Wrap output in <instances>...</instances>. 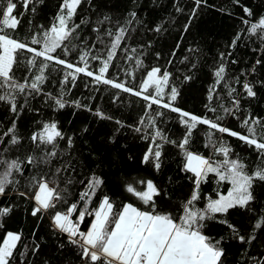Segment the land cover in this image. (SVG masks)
I'll return each mask as SVG.
<instances>
[{
  "label": "snow or ice",
  "instance_id": "6c2138e0",
  "mask_svg": "<svg viewBox=\"0 0 264 264\" xmlns=\"http://www.w3.org/2000/svg\"><path fill=\"white\" fill-rule=\"evenodd\" d=\"M18 2L23 11L15 15ZM18 2L0 0V110L8 114L0 121V264H33L30 257L40 252L44 242V237L39 241L36 237L45 219L49 222V235L57 240L56 250L71 252L78 264H225V244L231 241L247 246L257 240L258 233L264 231V206L259 210L253 207L257 200L255 188L264 186V116L254 114L246 105L258 98V88L264 89V78L247 77L255 76L257 66L264 69V56L247 73L241 71L243 82L240 76H233L230 82L227 57L232 52L227 56L221 52L213 73L214 82L208 88L205 113L197 115L176 106L180 91L171 84V72L159 66L145 69L141 57L146 53L128 47L127 41L136 31L134 25L142 23L136 11H129L122 22L114 21L94 0H61L48 27L36 25L30 37L19 39L15 32L21 18L29 11L37 14L44 0ZM231 2L242 10L239 20L245 27L233 37L229 48H235L245 38L253 41L258 38L257 49L264 48V15H258L241 0ZM193 4L184 32L198 10L208 6L207 0H193ZM85 5L95 20L91 14L80 15L78 9ZM176 11L183 9L176 6ZM161 27L148 30L159 33ZM83 28H88L94 36L91 39L82 36ZM74 40L80 44H74ZM179 47L177 43L176 48ZM118 51L123 52L125 63H132L130 68L115 63ZM171 55H176L175 50ZM156 59H160V53H156ZM110 69L117 70L114 76L110 75ZM137 70L144 75L134 86L121 79L123 73L136 81ZM52 73L59 74L56 92L46 88L54 83L50 79ZM81 75L90 78L85 83L90 91L99 92L101 86L116 90L111 97L113 104L122 102V93L143 101L138 119L125 123L98 107L93 109L80 100H69L67 97ZM191 79L184 77L186 81ZM233 84L240 85V90ZM221 86L227 90V107L218 94ZM67 106L114 123L116 127L108 143L114 144L124 130L132 132L134 139L147 143L140 164L155 172L161 170L165 147L178 149L183 158L181 171L191 174L189 196L173 205L163 186L132 170L118 178L119 191L114 194L123 197L119 205L108 195L96 203L97 194L105 184L103 176L90 172L81 177L84 165L71 155L76 134L61 130L56 120L43 119L45 110L57 112ZM25 112L40 118L33 120L34 128L22 131L19 120ZM169 114L176 115L182 129L178 140L161 127ZM233 120L239 130L228 126ZM200 131H203L204 147L210 149L208 156L191 150ZM79 132L87 134V125ZM225 135L246 146L253 159L245 161L235 153ZM210 180L216 183L215 198L203 197L204 206L198 207L201 186ZM224 184L229 186L226 193L219 190ZM79 185L83 187L78 189ZM234 210L255 217L247 235L228 219ZM17 213L36 222L28 236L23 228L16 231L7 228L8 221ZM88 217L91 221L82 229ZM210 223L225 226L228 239L205 234ZM240 255H248L247 247ZM249 258L251 264H264V254ZM65 264L75 262L67 259Z\"/></svg>",
  "mask_w": 264,
  "mask_h": 264
},
{
  "label": "trees",
  "instance_id": "16d2710c",
  "mask_svg": "<svg viewBox=\"0 0 264 264\" xmlns=\"http://www.w3.org/2000/svg\"><path fill=\"white\" fill-rule=\"evenodd\" d=\"M241 2L252 8L258 15H264V0H241ZM60 3L61 0H44V4L37 14L33 15L30 11L26 13L21 18L15 32L17 38L30 37L31 31L35 30L36 25L48 27L52 18L56 15ZM94 3L98 5L102 12L111 15L114 21L122 22L129 11L137 12L138 19L142 23L134 25L136 31L131 33L132 38L127 41L128 47H136L146 53L141 57L145 69L159 66L162 70L167 69L171 72V84L180 91V95L175 102L176 106L197 115L205 113L204 105L207 103L208 88L214 82L213 73L218 66L221 52L225 53L226 56L228 52H232L231 57H227L228 79L230 82L233 76H240L242 70L247 73L255 61L264 56V48L257 49V45L260 44L258 38L255 41L248 38L242 39L235 48H229L233 37L245 27L239 20V16L243 15L242 10L233 5L231 0H207L208 6H202L198 10V14L192 19L187 32H184L183 29L188 22L191 9L194 7L193 0H135V3H132L131 0H94ZM176 6L182 8L183 11L177 12ZM86 8L87 5L78 9L81 16L91 14L90 10H85ZM20 11H23V8L18 2V10L14 14L19 15ZM91 16L92 20L96 19L94 14H91ZM29 21H31V25ZM76 22L79 23V16ZM156 26H162L159 33L148 30ZM81 35L88 36L91 39L94 33L88 28H83ZM73 43L79 45L80 41L74 40ZM149 43L150 47L148 46ZM177 43L180 44L178 49L176 48ZM141 45L144 46L142 49L140 48ZM190 48L198 51L189 52ZM173 50L176 52L174 57L171 55ZM156 53H160L159 60L156 59ZM185 57H188V59L185 60ZM69 59H72V57H69ZM170 59L172 60L171 64L168 63ZM231 60H236L237 63L232 64ZM115 63L122 65L124 68L132 66L131 62L125 63L122 51H118ZM192 64H195L196 67L193 68ZM257 67L258 71L255 76H248V79L264 78V69H261L260 66ZM116 71V69H110V75L114 76ZM143 75V71L137 70L136 81L124 77L123 73H121V79L128 80L129 84L134 86ZM185 76H191L192 79L186 81L184 80ZM50 79L54 83L46 85V88L48 91L56 92L58 89L55 81H58L59 74L52 73ZM244 79V76H240L241 82ZM88 82H90V78L81 75L77 81V86L67 98L69 100H80L93 109L98 107L107 115L120 119L125 123H134L138 119L143 101L122 93V102L113 104L111 97L116 90L110 88L105 90V87L101 86L99 92H93L85 88V83ZM233 86L240 90V85L233 84ZM226 91L222 86L218 88V94L227 107L229 104ZM90 97H94V99H90ZM246 107L254 114L264 116V89L258 88V98L250 101ZM219 114L223 113L220 112ZM7 115L6 111L0 110V121H4ZM208 115L212 116L213 114L208 113ZM39 118L34 117L32 113L25 112L19 120V128L22 131L31 130L35 127L33 120ZM49 118L58 121L61 130L66 133L76 134V144L71 155L84 165L80 173L81 177L87 176L90 172L103 176L105 184L97 194L96 203H98L99 198L108 195L119 205L123 197L114 194L119 191L117 187L118 178L123 176L125 172L132 170H138L141 176L146 179H153L158 186H163L173 205L179 204L185 197L189 196L192 188L189 179L191 174L181 171L183 158L175 147H165L161 170L155 172L150 167L140 164L142 155L147 149V143L134 139L132 132L124 130L123 134L117 137L114 144L108 143V137L116 127L115 124L106 120H99L91 113L76 109L73 106H67L57 112L45 110L43 119ZM85 125L88 127L87 134L80 133L79 130ZM228 126L233 130H239L234 120ZM161 127L172 139L178 140L180 138L182 129L177 123L175 114H169L165 117V123ZM224 138L231 144L234 152L243 157L245 161L253 159L250 150L246 149V146L239 143L235 138H229L226 135ZM204 143L203 131H200L194 137L191 150L208 156L210 149L205 148ZM82 187L83 185H79L78 189ZM228 187L227 184H224L219 190L226 193ZM215 189L216 183L214 180L202 184V199L197 206H204L205 200L203 197L211 195L215 198ZM254 195L257 200L253 207L259 210L264 206V186L256 187ZM71 199H75V197ZM117 210L119 209L117 208ZM228 219L241 229L242 234L247 235L252 229L255 217L247 212L234 210L230 213ZM90 221L91 217L86 218L82 229ZM35 223V220L30 216L17 213L8 221L7 228L13 231L23 228L25 236H28ZM48 223L47 219L41 222L36 239L39 241L40 237H44V242L41 244L40 252L35 257H30L33 264H44L45 260L48 261V264H65L67 259H72L75 264H78L76 257L71 252L56 250L57 240L54 236L49 235ZM205 234L217 239L221 236H224L226 240L228 239L227 228L215 223L209 224ZM245 247H247L248 255L241 256L240 253ZM225 248L227 251L225 264H237L238 259L240 264H251L249 257H259L264 254V231L259 232L257 240L250 245L245 246L230 241L225 244Z\"/></svg>",
  "mask_w": 264,
  "mask_h": 264
}]
</instances>
